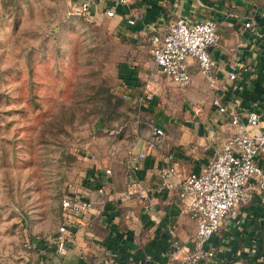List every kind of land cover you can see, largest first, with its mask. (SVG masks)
Here are the masks:
<instances>
[{
    "label": "crops",
    "instance_id": "0c3cea01",
    "mask_svg": "<svg viewBox=\"0 0 264 264\" xmlns=\"http://www.w3.org/2000/svg\"><path fill=\"white\" fill-rule=\"evenodd\" d=\"M102 3L103 0H96L92 15ZM179 16L189 21H216L220 43L208 48L217 64L216 84L210 86L196 60L188 57L191 78L187 84L177 86L178 94L193 102L192 109L175 116L158 115L155 103L159 94L167 92L174 97L177 92L169 89L174 88L169 85L174 83L161 74L153 98L136 101L142 88L140 70L155 71L158 67L151 54V61L121 63V75L125 77L122 82L138 109L129 138L119 137L116 143L94 150L84 177L71 186L72 192L92 199L93 208L73 228L66 253L58 255L50 244L26 237L25 246L33 252L34 260L25 264H166L173 240L189 243L196 223L180 213L177 188L155 189L160 182L159 168L171 161L175 168L173 178L179 181L206 165L221 142L237 130L229 117L211 104L213 97L235 107L243 123L249 111L258 112V124L249 125L248 129L264 130V0H128L117 6L114 27L131 43L150 33V49L151 34L164 33ZM127 17H132L134 23H127ZM246 20L252 22V28L243 27ZM233 67L238 73L230 78L228 72L234 71ZM153 125L162 127L163 135L156 147L147 150ZM139 152L145 155L134 158ZM133 161L137 163L135 169L131 166ZM256 161L263 176L250 179V198L239 205L237 216L223 221L219 231L210 237L206 246L213 255L199 264H264V151L258 153ZM106 166L111 169L108 175L104 173ZM133 182L151 188L147 200L137 194L124 195ZM99 185L103 186V193L97 192Z\"/></svg>",
    "mask_w": 264,
    "mask_h": 264
},
{
    "label": "rangeland",
    "instance_id": "374dc122",
    "mask_svg": "<svg viewBox=\"0 0 264 264\" xmlns=\"http://www.w3.org/2000/svg\"><path fill=\"white\" fill-rule=\"evenodd\" d=\"M120 32L103 7L73 16L65 0H0V264L34 260L26 237L54 230L90 153L129 138L138 109L120 68L151 61L150 33L131 43ZM169 85L177 94H159L158 115L191 110Z\"/></svg>",
    "mask_w": 264,
    "mask_h": 264
},
{
    "label": "built area",
    "instance_id": "2783aa9c",
    "mask_svg": "<svg viewBox=\"0 0 264 264\" xmlns=\"http://www.w3.org/2000/svg\"><path fill=\"white\" fill-rule=\"evenodd\" d=\"M65 1L67 13L73 16H92V6L96 2V0ZM127 1L103 0V13L113 17L117 13V6L124 5ZM127 23H134V19L127 17ZM252 26L250 20L243 23L245 28ZM220 39L217 23L212 18L189 21L179 16L168 25L164 33H152L149 50L158 70L143 73L142 88L136 101H149L153 98L158 91L161 74H165L176 85L187 84L191 78L188 57L196 60L208 84L214 86L217 64L208 48L219 45ZM237 73L234 69L229 71L228 75L230 78H235ZM122 96L125 98L129 96V88L126 84ZM211 104L219 112L226 114L230 122L237 126V130L221 142L206 165L199 170L189 172L179 181L173 178L175 168L171 161H167L158 170L160 182L155 189L162 191L177 188L180 213L189 215L196 223L195 232L190 237L189 243L173 240V250L166 264H199L202 260L211 257L213 251L206 246L207 241L219 231L223 221L237 216L239 205L250 198L248 190L250 179L263 176L262 167L257 163L256 157L259 152L264 151V130L248 129L249 125L258 124L259 113L249 111L246 122L243 123L236 108L224 104L219 97H213ZM152 131L153 135L146 145L147 150L156 147L163 135V128L160 126L153 125ZM144 155L145 152H139L134 158ZM90 157H94V154L90 153ZM131 166L137 168L136 161H133ZM104 173L110 174L111 169L106 166ZM261 187H264V184L261 183ZM96 190L98 193L104 192L102 185ZM150 190L148 186H137L133 182L128 184L124 195L137 194L145 201ZM60 207L62 220L56 228L48 234L36 235L28 239L42 240L50 244L56 254L64 255L73 228L79 225L81 216L93 208V200L69 189L61 197Z\"/></svg>",
    "mask_w": 264,
    "mask_h": 264
},
{
    "label": "trees",
    "instance_id": "16d2710c",
    "mask_svg": "<svg viewBox=\"0 0 264 264\" xmlns=\"http://www.w3.org/2000/svg\"><path fill=\"white\" fill-rule=\"evenodd\" d=\"M121 77H122V79L125 81V77H124V76H122V75H121ZM129 79H130V78H127V80H129ZM126 82H127V81H126Z\"/></svg>",
    "mask_w": 264,
    "mask_h": 264
}]
</instances>
